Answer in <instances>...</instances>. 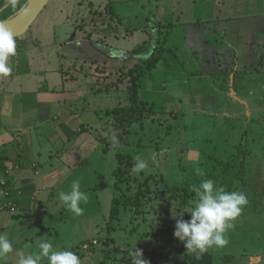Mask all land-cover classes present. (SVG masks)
Returning a JSON list of instances; mask_svg holds the SVG:
<instances>
[{
    "label": "rangeland",
    "instance_id": "rangeland-1",
    "mask_svg": "<svg viewBox=\"0 0 264 264\" xmlns=\"http://www.w3.org/2000/svg\"><path fill=\"white\" fill-rule=\"evenodd\" d=\"M177 1L180 6L189 4L186 0H50L28 29L26 42L35 46L43 44L45 48L42 53L39 49L31 52L32 58L45 62L42 69L49 78L56 74L49 72V66L64 72L59 71L62 79L57 88L63 84L64 95L78 90L88 92L81 94L78 114L73 113L74 121L83 123L81 130L75 138L62 140L58 146L62 160L70 169L53 157V168L60 165L61 169L54 185L47 190L39 187L33 209L24 211L21 220L15 219L7 229H0V234H7L13 242V253L9 254L7 264H14L18 251L25 254L38 251L37 239L51 241L58 250L74 252L81 264H99L104 253L100 251L103 245L98 238L106 235L110 204L117 196L126 202L121 204L125 206L119 212L116 222L119 226L112 233L120 248L146 250L154 258L156 252L159 261L166 264H264V234L261 233L264 230V92L255 91L251 97H242L233 93L228 83L221 92L212 86V73L219 66L239 65V69L247 72L238 77H243L244 86L258 88L255 84L258 80L250 81L252 69L264 74V50L257 49L263 34H257L258 30H246L241 40L244 43L236 42L237 48L227 49L215 59L211 49L191 46L190 50L187 41L184 43L185 32L190 35L189 39L198 40L201 35V30L195 37L191 34L189 10L186 19L179 18L180 24L188 28L181 27L167 35L166 45L178 51L165 54L149 73L151 77L144 78L141 97L154 102L159 111L157 117L146 121L143 128L132 125L124 146L111 148L106 153L101 151L102 143L98 139L105 136L110 141L114 132H120L113 128L112 120L105 124L106 118L101 112L128 103V77L120 76L121 71L143 63L150 55L157 41L156 34L163 28H156V23L170 19L171 7ZM26 3L27 0H16L13 7L9 0H4L0 6L4 16H0V21L16 14ZM201 3L195 0L197 6ZM223 5L221 18L227 12L241 11L234 0H227ZM236 19L233 24L241 25L238 21L243 19ZM141 47L144 50L137 51ZM195 70L203 73H192ZM262 74L259 78L263 82ZM50 85L53 84L50 82ZM101 88L110 90L101 92ZM249 92L246 89L241 93ZM59 134L65 133L60 130ZM239 143L249 150L250 158L246 161L243 180L230 191L243 192L248 203L224 234L228 244L213 246L208 249L210 252L207 250L197 258L173 235L176 221L172 213L187 212L193 206L194 193L190 188L193 181L185 176L189 171L201 169L206 178L213 179L211 173L221 170L220 162H233L243 154L238 149ZM118 151L130 152L134 158L139 156L147 161L148 168L139 174L132 172L122 184L113 182L112 170ZM77 180L80 190L88 195L87 203L80 204L81 215L68 211L59 201V192L69 191L72 182ZM173 187H177L176 193L172 192ZM161 193L167 197L163 205L155 202V195ZM148 198H151L149 203ZM160 208L166 212L163 221L169 222L164 229L161 227L164 222L156 212ZM183 219L189 220L190 213H184ZM91 242L95 245L93 250ZM112 254L106 264H119L121 255ZM145 260L155 264L151 257Z\"/></svg>",
    "mask_w": 264,
    "mask_h": 264
},
{
    "label": "crops",
    "instance_id": "crops-1",
    "mask_svg": "<svg viewBox=\"0 0 264 264\" xmlns=\"http://www.w3.org/2000/svg\"><path fill=\"white\" fill-rule=\"evenodd\" d=\"M186 1L189 4L180 6L177 1L171 7L173 15L169 16V20L179 24L175 26L174 30L181 27L187 29V26L180 24L182 21L180 19H186L189 10L192 12L191 17L187 19L191 22V34L195 37L198 30H201L199 33L201 35L198 40L189 39L190 35L187 36V32H185L184 43L187 41L190 50L193 47L203 50L211 49L214 51L212 52L214 58H220L225 54V50L237 48L235 43L243 40L242 34L248 29L258 30L257 34H263L257 49L261 52L264 50V0H240L241 2L234 0L235 5L241 11L232 14L227 12L223 18L220 15L224 13L222 8L227 0H201L202 3L198 6L195 4V0ZM254 17L259 18L253 19ZM240 18L243 19L238 21L241 25L233 24L235 19ZM27 33L16 41L19 43L17 46H20V49L8 57L7 63L11 68V73L7 76L0 74V166L2 176L7 180L9 192L7 199L17 207L16 213L0 212V229L2 230L12 225L16 221L15 219L20 221L24 211L33 209L37 194L40 193L39 187L47 190L54 185L61 169H59L60 165L53 168L51 162L53 157L58 158L67 170L70 169L69 165L62 160L58 146L62 140L75 138L81 130L80 127L83 123L80 125V122L74 121L73 113L78 114L77 105L80 104L81 94L88 92L79 93L78 90L72 91L71 95H64L63 84L57 88L62 79L59 68L49 66V72L56 74L51 78L48 77L47 71L42 69L45 62L36 61L30 55L37 49L42 53L45 50L44 45L35 46L36 44L26 42ZM245 44L249 46L250 43ZM242 58L245 57L242 56ZM250 73L252 76L250 81H259L255 83L258 84V88L254 89L252 85L244 86L243 83L236 90L232 86L233 76L231 75L229 86L233 89V93L237 92L242 97H251L255 91L264 92V77L263 82L259 78L262 73H259L257 69H252ZM42 78L45 79L43 83ZM243 80L242 77L240 81L243 82ZM50 82L53 84L52 86ZM212 86L218 92L224 90L214 83ZM212 86L209 85V88ZM246 89L250 91L248 94L241 93ZM87 94L85 93V95ZM84 111L88 113V111ZM60 130L65 134L60 136ZM43 168L47 171H42ZM261 233L264 234V230ZM208 251L210 252V250ZM262 258L264 257L262 256Z\"/></svg>",
    "mask_w": 264,
    "mask_h": 264
},
{
    "label": "trees",
    "instance_id": "trees-1",
    "mask_svg": "<svg viewBox=\"0 0 264 264\" xmlns=\"http://www.w3.org/2000/svg\"><path fill=\"white\" fill-rule=\"evenodd\" d=\"M3 3H4V0H1L0 6H3ZM9 10H10L9 8H6V11H9ZM0 16H4V14L0 13ZM177 25L179 24L175 23L172 20H167L166 23L157 22L156 28H159V27L160 28L163 27V28L159 29L156 34L157 41L155 43L154 48L151 50L150 55L145 59L143 63L137 66L130 67L127 70L121 68L123 70L121 71L120 76L128 77V81L126 84L128 103L125 105L117 104L116 106L111 107V108H106L103 112H101L103 116H105L106 118V121H105L106 125L112 120L113 128H115L116 131L120 130V132L118 133L114 132V134L117 137V140L119 141L120 147L122 145L124 146L125 144H127L125 137L131 132L130 128L132 125L138 124L139 126H142L143 128V124L146 121H153V119L157 117V114L159 111H157V108L154 102H149L147 100H144L141 97V92H142L141 89H142V86H144V78L147 76L151 77V74L149 73L153 72L155 67H157V64L164 58V55L167 53L178 51L176 47L171 48L170 46L166 45L168 41L167 35L169 34V32L173 31L175 26ZM26 33L24 35H26ZM24 35H22L21 37H23ZM18 38H15V40L17 41ZM19 49H20V46L16 45V50H19ZM142 50L144 49L141 47L137 51H142ZM219 67L216 69V71H214V73H212L214 75L213 83L215 85H218V87L220 88H225L227 83L228 84L230 83L229 76L231 75L233 76V78L231 79V83H232V86L235 87L236 90L238 89L239 85L243 84V82L240 81L241 79H239L238 77H239V74L241 75L242 73H247V72L239 69V66L236 65V66L230 67L226 65L223 68H219ZM59 71H61V73H64L61 68H59ZM197 72L201 74L203 73L202 71H199V70L198 71L195 70V72H192V73H197ZM112 75H114V73ZM117 80L119 81V78H117ZM161 86L165 87L164 84ZM116 87H117L116 89H118L117 85ZM104 90L109 91L110 89L108 88L99 89V91L101 92ZM94 112L97 115V117H100L99 111L95 110ZM98 140L100 144L101 143L103 144V145L101 144L102 152L106 153L111 148H113L111 140L107 141L105 136H101ZM238 149H240L241 152L243 153V154L240 153L241 155L238 157V159H235L233 162H229V161L220 162L219 165L221 166V170L214 171L211 173L213 176L212 180L216 183V185L225 187L227 191H230L232 188L234 189L235 185L239 181L243 180L244 174L247 168L246 161L248 157L250 158L249 150H245L246 147L245 146L243 147L242 143H239ZM156 150H159L158 146H156ZM115 157H116V165L112 170L113 182L116 181L122 184L125 181H127L128 177L131 175L132 173L131 169L135 163V159L132 153L122 152V151H118L115 154ZM233 159L234 158H232V160ZM185 177H190L193 181L192 184H190V188L192 185H198L202 180L208 179L206 178V174L202 173L201 169H199V171H194V172L189 171V173ZM184 187L188 188L187 185ZM171 190L173 193H176L177 187H173ZM162 196H163V193L155 195V202L160 201L158 204L163 205L166 202L167 197L165 198ZM112 199L113 200L111 201V204H110V209H109L106 226H105L106 235H103L98 238L99 242L102 243L103 245L99 247L100 251L104 253L103 255L104 259L100 261L99 264H106L112 258L113 252L121 255L118 260L119 264H132V258L130 256V252L133 251V249L120 248L116 244L115 237L112 236V233L116 232L117 226H119L118 225L119 223L118 224L116 223L118 221L119 212L121 210L123 211V207L125 206V205L121 206V204H124V203L126 204V202L122 201L121 196L113 197ZM146 202L147 203L151 202V198H148ZM161 208L159 210H156V212L159 214L161 221H163V216L166 212H162L163 210ZM168 224L169 222L167 223L164 222V224L161 226L162 229H164L166 227L165 225H168ZM168 231L170 233L171 228H169ZM89 245L91 246V249L93 250L95 245L92 244V242ZM78 247H81V246L78 245ZM142 252H143V256H142L143 259L151 257L155 259V264H166V261H163V262L159 261L160 256H158L156 252H155V258L153 255H150L149 253H147L146 250H142Z\"/></svg>",
    "mask_w": 264,
    "mask_h": 264
},
{
    "label": "clouds",
    "instance_id": "clouds-1",
    "mask_svg": "<svg viewBox=\"0 0 264 264\" xmlns=\"http://www.w3.org/2000/svg\"><path fill=\"white\" fill-rule=\"evenodd\" d=\"M9 3L15 7L16 0H9ZM15 51L16 40L13 32L0 24V74L3 76L11 73L7 61ZM111 142L113 148L120 147L115 134L112 135ZM134 159L132 172L139 174L148 168L146 160L139 156ZM191 191L194 193L191 209L187 212L172 213V218L176 221L173 235L184 243L187 252L199 258L213 246L223 247L228 244L224 234L233 227L231 222L240 215L248 200L243 192L227 191L225 187L216 185L212 179H204L198 185H192ZM59 201L68 211L81 215L83 208L80 204L87 203L88 195L80 190L77 180L72 182L69 191L59 192ZM184 213H190L189 220L183 219ZM35 246L38 249L36 252H16L14 264H41L44 260L47 264H81L80 258L74 252L58 250L51 241L37 239ZM10 253H13V242L7 234H0V264H7ZM130 256L132 264H148V261L142 258V250L138 248L131 251Z\"/></svg>",
    "mask_w": 264,
    "mask_h": 264
},
{
    "label": "water",
    "instance_id": "water-1",
    "mask_svg": "<svg viewBox=\"0 0 264 264\" xmlns=\"http://www.w3.org/2000/svg\"><path fill=\"white\" fill-rule=\"evenodd\" d=\"M50 0H27L24 7L13 16L0 21L11 29L14 38L24 35Z\"/></svg>",
    "mask_w": 264,
    "mask_h": 264
},
{
    "label": "built area",
    "instance_id": "built-area-1",
    "mask_svg": "<svg viewBox=\"0 0 264 264\" xmlns=\"http://www.w3.org/2000/svg\"><path fill=\"white\" fill-rule=\"evenodd\" d=\"M7 180L2 176V170L0 166V212L9 211L15 213L17 211L16 205L7 199L8 197Z\"/></svg>",
    "mask_w": 264,
    "mask_h": 264
}]
</instances>
